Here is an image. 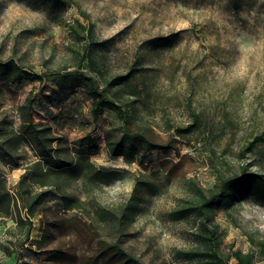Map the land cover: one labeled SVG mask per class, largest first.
<instances>
[{
	"label": "rangeland",
	"instance_id": "1",
	"mask_svg": "<svg viewBox=\"0 0 264 264\" xmlns=\"http://www.w3.org/2000/svg\"><path fill=\"white\" fill-rule=\"evenodd\" d=\"M66 1L61 7L49 0H0V63L12 61L25 74L13 83L0 70V132L16 130L0 136V179L16 200L13 217L0 216V264H104L94 262L97 229L102 236L108 230L90 225L87 212L98 219L97 208L124 204L134 185L126 249L143 264H196L187 252L203 246L200 222L209 220L172 212L195 199V184L213 187L218 172L235 173L241 163L264 172V142L243 150L264 129V0ZM82 12L93 23L91 66L88 58L79 60L86 40L69 27L86 23ZM131 65L134 75L109 95L127 110L132 129L156 147L135 145L128 160L107 145L122 136L123 122L107 109L94 117L82 82L97 78L96 71L113 75ZM27 96L34 120L59 137L44 165L59 177L44 187L50 191L24 240L27 224L15 221L26 217L17 183L26 165L40 158L20 128ZM194 114L199 127L180 138L176 127ZM80 156L106 180H86L82 168H73ZM64 192L85 198V208L67 209ZM210 216L223 259L233 264L231 253L240 250L252 253L253 264H264L249 239L264 240L263 200L237 191Z\"/></svg>",
	"mask_w": 264,
	"mask_h": 264
},
{
	"label": "trees",
	"instance_id": "2",
	"mask_svg": "<svg viewBox=\"0 0 264 264\" xmlns=\"http://www.w3.org/2000/svg\"><path fill=\"white\" fill-rule=\"evenodd\" d=\"M49 1L61 7L67 4L66 0ZM83 15L86 17V23L76 20L75 24H69V27L75 35L86 40L85 47L82 50V56L79 60L84 61L88 58V64L91 66L94 63L92 51L96 41L93 39V23L88 15L85 13ZM77 27L80 28V32H78ZM0 70L5 74L9 82L21 83L25 78V74L21 68L12 61L6 64L0 63ZM135 71L136 67L134 65H131L123 73L113 75H106L99 70L96 71L97 78L91 75L84 76V81L82 82V86L91 98L90 111L94 117H97L98 114L107 109L113 111L123 122L125 130L122 136L116 141L108 140L107 145L111 154L124 155L128 160L134 151L135 145L143 144V147L147 149L156 147L155 142L148 136L132 129V118L127 110H125L119 100L109 95V91L127 82L134 75ZM129 103L133 106L134 100H131ZM32 107L33 98L29 96L24 99L19 107L21 131L32 142L34 151L40 157L26 165L17 183L16 197L20 199L26 217L24 220L21 216L15 217V221L16 224H19V222L27 224L24 240L28 237V231L32 225L33 217L42 210L45 196L50 191L49 188L44 187L56 184V180L53 179L59 177V174L53 172L50 166L47 168L44 166L55 156L57 149L53 143L57 141L59 144V137L53 134L49 125L40 127V122H36L33 118ZM193 116L192 122L186 126L176 127V134L180 138L184 139L188 133L199 127L197 122L199 120L198 114H194ZM1 129L0 127V131ZM6 133L8 135L14 134L16 130L10 129L8 132H0V136L6 135ZM259 142H264V129L249 138L243 150L249 151ZM77 167L82 168L84 178L91 184L99 185L100 182L106 180L104 173L98 171L87 157L80 156L73 168ZM238 167L237 172L228 175L218 172L216 176L217 182L206 191L195 184V199L188 201L187 204L172 212L174 218L193 215L200 220H209V224H205L204 220L200 222L202 227L199 229L198 237L202 239L203 246H198L187 252L190 258L196 259V264H230L228 259H223L218 254L219 234L217 232V224L214 223L210 216L215 206L222 205L227 207L233 194L237 191H242L264 201V172L252 171L243 163ZM35 169L39 172H34ZM33 184H38L40 189L31 192L29 188ZM136 190V185H134L129 199L117 208H97L96 214L98 215V219L96 220L91 216L92 214L90 212H87V216L90 218V225L108 230L107 235H109H100L99 230L96 228L98 237L96 242L97 253L94 262L104 264H143L124 246V241L128 234L127 225L129 217L134 211L137 198ZM61 199L64 201L67 209L85 208L86 199H81L80 196H73L64 192L61 194ZM68 199H72L71 202H68ZM14 200L6 189L4 180L0 179V216H12ZM249 239L253 244L258 246L260 257L264 262V240H255L252 236H249ZM231 257L235 259L233 264H253V255L249 252L244 253L240 250H234L231 253ZM92 262V260H85L86 264H91Z\"/></svg>",
	"mask_w": 264,
	"mask_h": 264
}]
</instances>
